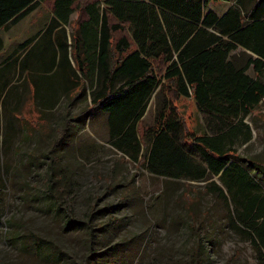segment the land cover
Here are the masks:
<instances>
[{
    "label": "trees",
    "instance_id": "trees-1",
    "mask_svg": "<svg viewBox=\"0 0 264 264\" xmlns=\"http://www.w3.org/2000/svg\"><path fill=\"white\" fill-rule=\"evenodd\" d=\"M217 1L232 5L218 15L207 9ZM42 4L46 27L20 62L23 69L40 40L46 70L58 78V89L41 98L62 91L74 99L88 89L90 103L72 119L101 115L121 157L156 176L211 179L205 191L231 202V228L264 264V187L246 167L264 170V163L239 162L233 148L239 135L250 138L243 118L264 98V0H0V28ZM8 83L0 82L3 109ZM152 96L153 123L140 126ZM184 99L202 115L203 133L187 127L178 105ZM72 127L64 121L54 129L53 150Z\"/></svg>",
    "mask_w": 264,
    "mask_h": 264
},
{
    "label": "rangeland",
    "instance_id": "rangeland-1",
    "mask_svg": "<svg viewBox=\"0 0 264 264\" xmlns=\"http://www.w3.org/2000/svg\"><path fill=\"white\" fill-rule=\"evenodd\" d=\"M230 5L207 9L221 15ZM40 9L48 19L47 7ZM23 83L15 81L0 117V264H260L229 224L231 202L205 191L211 179L156 176L121 157L101 115L72 119L90 103L88 89L74 99L59 91L56 101L33 102ZM178 105L187 127L203 133L193 101ZM153 120L150 104L140 126ZM64 121L73 127L53 150L54 129ZM243 122L251 136L235 139V160L264 163V98ZM246 167L264 187V170Z\"/></svg>",
    "mask_w": 264,
    "mask_h": 264
},
{
    "label": "crops",
    "instance_id": "crops-1",
    "mask_svg": "<svg viewBox=\"0 0 264 264\" xmlns=\"http://www.w3.org/2000/svg\"><path fill=\"white\" fill-rule=\"evenodd\" d=\"M34 11H38V17L30 20L29 14L19 22L10 24L7 28H5L4 26L0 28V38L3 42L2 48L0 49V71H2L0 82L4 78L9 80L7 87L3 91L4 93L6 91H9L6 106L9 102V98L12 94L13 88L17 87V84H15L16 80H24L23 87L25 86L24 88H28L29 91H31L33 102L36 97L41 99V96L45 94L48 89H58L57 76L55 75L53 70L50 72L46 70V52L43 49L44 46L42 43H40V40H38L37 42L38 47L35 56H31L27 60L23 69H21L20 67L22 58L30 49L34 48L33 45L35 44L37 38L42 34L48 21L45 11L41 10L40 6H38ZM41 11L43 12L42 19ZM24 19L28 20L24 22ZM33 36H35L33 42L25 49H21L20 45L23 44L24 41H26L28 38ZM150 104H153L154 110V96H152L151 101L141 118V121L144 115L147 113ZM1 112H3V107L0 104V117Z\"/></svg>",
    "mask_w": 264,
    "mask_h": 264
}]
</instances>
